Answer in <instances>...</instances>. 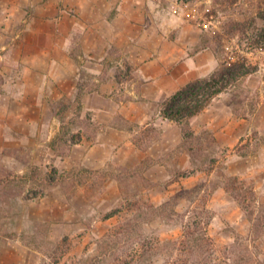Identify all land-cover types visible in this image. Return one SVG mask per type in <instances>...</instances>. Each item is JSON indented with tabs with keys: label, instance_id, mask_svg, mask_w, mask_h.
Instances as JSON below:
<instances>
[{
	"label": "rangeland",
	"instance_id": "obj_1",
	"mask_svg": "<svg viewBox=\"0 0 264 264\" xmlns=\"http://www.w3.org/2000/svg\"><path fill=\"white\" fill-rule=\"evenodd\" d=\"M82 2L0 0V264H73L134 218L142 235L128 246H186L188 236L202 233L210 264H264V0H90L100 15L85 10L83 17L76 13ZM64 8L69 22L99 23L102 42L86 48L101 54L105 47L106 58L90 57L75 29L68 58H53L64 28L52 36V21ZM115 18L113 29L106 21ZM118 31L130 33V43L123 35L114 41ZM154 56L182 84L151 108L132 107L149 100L142 88L161 72L150 73ZM226 64L244 66L246 75L227 80L193 119L190 132L203 139V155L193 159L180 127L163 116L164 104ZM110 80L114 88L102 93ZM79 83L99 88L84 97L82 111L95 138L60 156L49 144L74 114ZM64 103L73 104L66 113ZM119 118L139 128H111ZM33 168L40 176L26 182ZM82 169L96 173L87 185L75 192L57 185ZM230 179L246 192L239 201L245 211L227 189ZM150 258L145 264H166L160 252Z\"/></svg>",
	"mask_w": 264,
	"mask_h": 264
},
{
	"label": "trees",
	"instance_id": "obj_2",
	"mask_svg": "<svg viewBox=\"0 0 264 264\" xmlns=\"http://www.w3.org/2000/svg\"><path fill=\"white\" fill-rule=\"evenodd\" d=\"M216 56L219 58L220 55L216 52ZM243 69L244 66H237L235 64L230 67H228V64L222 65V67L210 78L189 83L164 104L162 111L163 116L175 122L180 127L184 135L182 148L191 158L198 159L203 155L200 152L201 148H203V144H201L203 139L199 138V142H196L197 136L189 130L191 129L193 119L197 117L217 95L226 89L227 80L228 82H234L240 77H244L246 74ZM87 87L86 83L78 84L76 96L73 101V104H75L74 114L68 123L62 124L60 131L49 144L50 148L60 156L69 155L72 145L78 144L84 137L90 140L95 138L94 135L96 134V130L89 132V128L93 127L94 123L91 119H82V111L84 97L98 91L99 88ZM73 104L64 103V113H66ZM52 111L55 113L54 108H52ZM110 127L130 133H134L136 129L139 128L138 124L124 118L115 119L111 122ZM75 129L77 132H74ZM207 136H210V133H208ZM91 174L96 173L88 169L72 170L64 174V178L57 182V185L62 186L66 192H75L80 187L87 185V181L91 179ZM39 176L40 170L38 168H33L31 172L23 178L26 179H24L26 182L37 181ZM52 185L53 184L49 183L47 187H52ZM227 189L238 202L246 196V192H238L236 190L235 183H233L232 179L229 180ZM239 203L244 209V204L242 202ZM151 212H154V210ZM248 217L254 220L253 215L248 214ZM140 235H142V227L139 223V218L129 219L122 225L118 232L108 236V238L100 242L94 255L82 257L73 264H145L151 259L152 252H154V254L159 252L163 254L166 264H210L207 256L210 251V246H205L203 244L207 240L206 234L200 233L196 237L191 235L188 236L184 241L186 246H161L162 248L156 249L152 247L149 248L150 246H144L142 243L141 246H134L135 244H133V246H128L133 239H136V237ZM15 236L16 235H10L9 237L13 238ZM31 243H33V241L30 242V244ZM182 257H186V259Z\"/></svg>",
	"mask_w": 264,
	"mask_h": 264
},
{
	"label": "crops",
	"instance_id": "obj_3",
	"mask_svg": "<svg viewBox=\"0 0 264 264\" xmlns=\"http://www.w3.org/2000/svg\"><path fill=\"white\" fill-rule=\"evenodd\" d=\"M87 3V4H86ZM85 2L81 3V6L77 7L76 13L80 14L83 17V11L87 10L89 13H96V15H100L98 14V11H95L96 6L92 5V3L90 2V0H86ZM119 16V15H118ZM66 17L70 18V14H68V11H65L64 8V16L62 17V19L58 18L52 21L55 29L57 27V30H55L52 34V36L58 37L60 36L59 33L63 30L64 28V40L62 42H64V44H62L60 47L56 46L54 49H52V51H50L49 53H53V58L56 57L55 53L58 52L64 59L68 58V47L66 46L69 42H70V37L72 36V32L75 29V31H80L82 34L81 37V41H82V46L84 51L90 55V57L92 58H106L107 57V52L108 50L104 47V49L101 50V54L97 53V50L95 49V47H91L90 51H88L87 49H89V47L86 45L92 41L95 40L97 41H101L102 42V31H100V25L99 23L96 22H92V29H89L88 24L86 22H84V20L82 21L81 18H72L70 19V22L67 21V19H65ZM117 19H113L109 21H106L108 23V25L110 26V28H116V23H118L116 21ZM125 22L130 23L129 21L125 20ZM75 26V27H74ZM67 29V32H65V30ZM119 32V31H118ZM51 33V32H50ZM101 34V35H100ZM119 35H123L126 42L130 43V33H122L119 32L118 34H115L114 38L116 41L119 37ZM95 38V39H94ZM108 43L107 44H111L112 43V39L108 38ZM128 47V52H131L130 58L132 57H136V55L133 54V47L132 45H127ZM103 48V47H102ZM49 56V55H46ZM178 56L177 55H173L171 63L175 64L177 61ZM135 60H138L137 58H135ZM194 61L193 58H187L186 60V64H188V66H190V63ZM194 63V62H193ZM148 67H154V70L150 71V73H158L159 71H161L159 74L154 75L153 80L150 79V83L147 85H144L143 89V95L145 97H148V102H139V103H135L132 102L130 103L132 107H140V104H146L148 107H152L156 102H159V100L163 99V97H167L170 96L171 94L175 93L177 89L180 88L181 86V82L178 80L180 79L179 76L177 74H175L174 72L172 74H169L168 71L169 69H166V67L160 66V63L158 62V59L156 56H154V59L152 61H150V63H148ZM159 70H158V68ZM139 71H141V74L146 75L147 77V72L146 71H142V69H140ZM190 71V70H189ZM167 83V84H166ZM113 81L110 80L108 83L103 84L100 87V91H102V93L104 91H106V89H110L112 90L114 87L112 86ZM112 86V87H111ZM99 94V93H98ZM129 105V104H128ZM130 106V107H131ZM129 107V106H128ZM131 119H133L134 121H140V118L137 117L136 115H133L130 117Z\"/></svg>",
	"mask_w": 264,
	"mask_h": 264
},
{
	"label": "built area",
	"instance_id": "obj_4",
	"mask_svg": "<svg viewBox=\"0 0 264 264\" xmlns=\"http://www.w3.org/2000/svg\"><path fill=\"white\" fill-rule=\"evenodd\" d=\"M175 12L177 13L178 11H177V10H175Z\"/></svg>",
	"mask_w": 264,
	"mask_h": 264
}]
</instances>
